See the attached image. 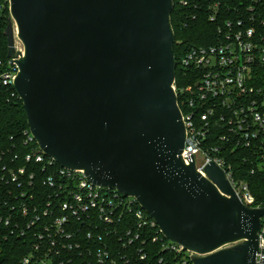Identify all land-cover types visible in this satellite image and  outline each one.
Segmentation results:
<instances>
[{
    "label": "water",
    "instance_id": "1",
    "mask_svg": "<svg viewBox=\"0 0 264 264\" xmlns=\"http://www.w3.org/2000/svg\"><path fill=\"white\" fill-rule=\"evenodd\" d=\"M174 0H10L25 55L14 87L33 137L63 167L136 196L195 264H256L264 208L214 161L181 156ZM11 56L14 38L9 29ZM239 242L234 247L228 244ZM237 244V243H236Z\"/></svg>",
    "mask_w": 264,
    "mask_h": 264
},
{
    "label": "built area",
    "instance_id": "2",
    "mask_svg": "<svg viewBox=\"0 0 264 264\" xmlns=\"http://www.w3.org/2000/svg\"><path fill=\"white\" fill-rule=\"evenodd\" d=\"M181 5L190 7L193 19L199 16L208 18L215 30L210 43L192 47L179 60L180 67L184 74H189L192 83L179 89L176 77L173 82L186 128L181 156L186 164H190L188 156L193 154L197 170L206 177L204 168L214 161L225 171L246 206L264 208V203H256L249 184L234 178L231 166L226 167L224 158L216 153L219 148L212 147L213 154L202 149V139L211 128L221 127L226 130L223 140H230L234 147L251 149L255 157L263 159L260 164H264V0H181ZM20 42V45L14 43L15 49L10 56L8 69L2 74L4 85H14L19 74L18 62L10 60L20 59L25 55V46L22 40ZM179 94L183 95L182 99H179ZM30 139H35L32 133ZM39 148L36 160L43 161L48 155L40 145ZM200 154L202 158L198 159ZM48 157L52 163L57 162ZM27 159L30 160L31 156ZM61 167L59 174L69 181L67 187L74 186L68 189L66 199L61 200L63 214L57 216L53 223L56 232L72 242L63 243L64 248L78 247L80 244L76 238L70 241L72 234L64 229L69 224L71 214L91 226L86 231L88 241L100 240L101 245L91 258L94 264H133L130 257L119 259L112 246L96 233L101 222L108 224L115 220L125 223V233L121 238L129 240L131 253L134 254L135 251L140 260H147L149 253L152 255V250L146 244L151 239L152 244L161 242L162 250H167L170 255L159 258L152 255L154 259L146 264H195L196 258L205 256L170 240L136 196L125 195L116 188L94 184L88 179L84 169ZM47 182L54 185L52 177ZM40 233V242L35 245V252L24 256L21 263L69 264L65 261L57 262L52 257L57 250V241L51 235L48 236V242L43 241L45 233ZM139 238H143L141 244L133 250L134 242ZM258 238L256 264H264V215L261 217ZM86 244L90 246L89 243Z\"/></svg>",
    "mask_w": 264,
    "mask_h": 264
},
{
    "label": "trees",
    "instance_id": "3",
    "mask_svg": "<svg viewBox=\"0 0 264 264\" xmlns=\"http://www.w3.org/2000/svg\"><path fill=\"white\" fill-rule=\"evenodd\" d=\"M174 4L171 23L175 35L176 85L180 89L192 83V79L189 74H184L179 60L192 47L210 43L215 30L208 18H191L190 7L182 6L181 0H174ZM0 5V264H22L24 256L35 252V245L40 242V232L45 233L43 231L46 230L48 232L44 234L46 237L43 241L48 242L50 235L57 241V250L52 255L57 262L94 264L91 258L101 244L98 239L96 242L87 240L86 231L91 226L70 214L69 224L64 229L71 232L70 241L76 238L80 243L72 248L63 247V243L72 242H68L54 228V220L63 214L60 202L66 199L68 189L74 186L67 187L69 181L60 176L62 167L59 163H52L48 156L43 161L36 160L40 148L37 140L30 139L31 130L24 102L14 85H4L2 82V74L8 69L10 59L9 28L12 15L10 0H0ZM182 98L183 95L179 94V99ZM212 128L202 139V149L211 152L212 147L219 148L216 153L224 158L226 167L231 166L234 178L246 181L256 203H264V164H260L263 159L255 157L251 149L234 147L230 140H223L225 129ZM29 155L30 160L27 159ZM49 177L53 178L54 185L47 182ZM124 225L115 220L108 224L101 222L96 229L98 236L112 246L119 259L130 257L133 264H146L154 259L152 255L158 258L170 256L167 250H162L161 242L152 244L151 239L146 244L152 250V255L148 252V259L140 260L135 251L131 253L129 240L121 238L125 233ZM142 239L135 240L133 250L141 244Z\"/></svg>",
    "mask_w": 264,
    "mask_h": 264
},
{
    "label": "rangeland",
    "instance_id": "4",
    "mask_svg": "<svg viewBox=\"0 0 264 264\" xmlns=\"http://www.w3.org/2000/svg\"><path fill=\"white\" fill-rule=\"evenodd\" d=\"M10 28L12 29V35H13V38H14V43H16V45H20L21 44V42H20V38H19V35H18V29H17V25H16V22H15V20L13 19V17H12V24L10 25ZM9 28V29H10ZM20 39V40H19ZM198 159H201L202 158V156H201V154L200 155H198V157H197ZM236 243H239V242H236ZM236 243H231V244H228L227 246L228 247H232V246H234Z\"/></svg>",
    "mask_w": 264,
    "mask_h": 264
},
{
    "label": "flooded vegetation",
    "instance_id": "5",
    "mask_svg": "<svg viewBox=\"0 0 264 264\" xmlns=\"http://www.w3.org/2000/svg\"><path fill=\"white\" fill-rule=\"evenodd\" d=\"M237 245H239V243L235 244L234 246H237ZM234 246H232V247H234ZM230 247H231V246H230Z\"/></svg>",
    "mask_w": 264,
    "mask_h": 264
}]
</instances>
